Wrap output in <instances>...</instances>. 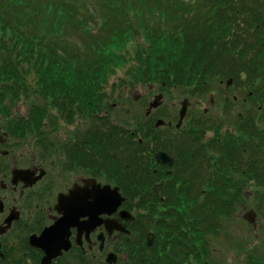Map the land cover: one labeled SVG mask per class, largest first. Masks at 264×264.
Returning a JSON list of instances; mask_svg holds the SVG:
<instances>
[{"label": "trees", "instance_id": "obj_1", "mask_svg": "<svg viewBox=\"0 0 264 264\" xmlns=\"http://www.w3.org/2000/svg\"><path fill=\"white\" fill-rule=\"evenodd\" d=\"M95 1L93 24L87 0H0L1 109L10 111L8 104L34 97L28 116L15 118L13 128L30 133L45 153L58 145L48 132L56 127L53 120L71 123L78 114L90 123L65 150L70 158H85L90 174L102 171L105 183L121 188L126 207L139 209L145 225L136 230L143 232L140 239L134 233L136 242H126L135 248L129 264H213L206 237L218 233L216 227L243 205L248 186L264 191L262 113L250 109L236 122L228 117L217 123L209 115H189L190 124L168 134L156 129L146 113L111 123L102 89L114 66L123 65L131 66L132 84H160L164 92L181 88L192 96L214 92L215 80L244 79L258 104L264 33L256 34V26L264 18V0H190L197 8L186 11L193 14L182 12L179 0ZM67 27H76L86 49L77 53L67 44ZM129 35L145 42L133 38L136 46L128 49ZM231 123L241 133L206 140L209 131L231 128ZM179 143L184 144L177 151ZM160 151L176 153L171 173L155 160ZM259 190L255 198L264 206ZM149 194L163 207L155 202L145 207ZM148 231L155 236L151 249ZM247 262L264 264V258L250 255Z\"/></svg>", "mask_w": 264, "mask_h": 264}, {"label": "flooded vegetation", "instance_id": "obj_2", "mask_svg": "<svg viewBox=\"0 0 264 264\" xmlns=\"http://www.w3.org/2000/svg\"><path fill=\"white\" fill-rule=\"evenodd\" d=\"M225 2L230 4L234 0H226ZM263 24L264 18L259 20V24L256 26L259 31H255L256 34L264 33V29H260ZM250 32L254 34L253 29ZM220 83H225L228 90L234 88L233 79H228L226 82L220 81ZM259 83L260 96L258 104L254 103L252 92L247 88V96L242 100V106L240 107L243 108L242 112H239L235 119L243 118L255 106L259 113H262L261 116L264 117V69L262 70ZM237 90L240 91V88L237 87ZM214 101L212 100L213 103ZM232 102L229 104L228 97L225 98L223 108L225 107L224 112L227 113V117H233L235 106L237 108L240 100L237 96H234ZM163 107L162 98L159 108L151 110L150 114L146 115L153 118L155 128L168 134H175V130H183L184 123L180 128H177L178 123L172 117L165 121L161 120L160 115L156 116V114L164 110ZM218 108L220 109L221 107ZM160 120L163 121V124L162 126H157ZM214 122L217 123L220 120ZM16 123L17 121H9L8 124L4 125V128L0 126V264H43V260L47 256L46 252L44 249L35 246L34 241L35 244L39 242V239L46 231L52 229L63 219L65 210L63 204L66 197L70 196L76 187L85 188L86 181L94 180L97 184L103 186L108 183L101 179L103 178L102 171L98 170L97 173L90 174L87 160L85 158L80 160L70 158L66 150L62 153L60 152L61 154H58L56 149L54 152L45 153L36 147L30 157L15 155L19 147L8 141L14 136L23 137L22 134L14 130L13 125ZM11 128L13 129L10 130ZM230 129L232 130L225 134L216 133L215 137L217 134L226 136L231 133H238V131L241 133V128L236 127V125H233ZM80 130L85 131L84 128ZM166 138L167 136L165 140H167ZM183 144L175 145V150L178 151L179 148H183ZM161 152L165 151H160L155 155V160L158 164L160 163L157 160V156ZM184 152L182 153L184 154ZM165 153L174 160V167L177 161L176 153ZM182 153L178 152L180 156ZM161 166L166 168L167 173H171L170 170L173 167L168 165ZM111 185L115 187V185ZM157 188L155 189L154 187L153 191H156ZM125 200L117 213L110 218L116 220L129 233L114 231L112 235H109L103 223L89 235L86 229L80 230L72 222L67 225L68 231L64 230L59 234L60 241L63 244L68 242L69 249H62L60 255L53 258L50 264H108L106 259L109 253H114L117 256V264H122L121 261H123V264H129L131 253L135 248L133 246L128 247L126 242L132 244L136 242V239H140L143 232L137 235L136 230H140L145 223L138 217L139 209L137 206L127 205L126 207L127 199L125 198ZM153 202L158 207H163L164 203L161 200H154L152 194H149L146 199L145 207L147 205L152 207ZM122 211L131 214L134 220H123L121 217ZM141 211L143 212V210ZM101 219L105 221L108 217L103 215ZM78 220L80 225H85L88 217L83 216ZM146 224L149 226L151 223L146 219ZM134 233L137 237L132 240L135 237ZM151 236L153 241L152 245L149 246V238ZM102 237L104 238L103 242L101 240ZM154 242V234L148 231L146 243L149 249L152 248ZM102 243H104L103 247Z\"/></svg>", "mask_w": 264, "mask_h": 264}, {"label": "rangeland", "instance_id": "obj_3", "mask_svg": "<svg viewBox=\"0 0 264 264\" xmlns=\"http://www.w3.org/2000/svg\"><path fill=\"white\" fill-rule=\"evenodd\" d=\"M189 1L190 0L178 1L181 5H183L181 9L185 14L194 13L186 11L192 6L194 9L197 8V5H194V2L189 4ZM84 7L88 13L90 22L95 24L97 20L96 16L98 15V5L96 4V1L87 0ZM98 22L100 21L98 20ZM75 28L69 29L67 27L63 37L66 36V34L68 35L67 44L72 48H75V52L78 53L82 51V49H86L88 47V43L87 46H84L82 35L78 33ZM60 29L62 30V28ZM133 38L137 39L139 43L145 42L144 38L140 36L132 37L129 35L127 40L124 41L125 45L127 44L128 49L133 50L136 46ZM83 54L84 53H81L82 56ZM130 68L131 66H114V70L110 75L109 84H105L102 89V92L107 93V98L104 101V104H108L105 116H108L113 124L128 122L135 114L138 115L144 114L146 111L148 112L150 110L149 105L154 102L156 97L160 94L163 95L164 110L161 111L162 113L160 112L156 114V116L160 115L159 117L161 120L165 121H167L169 117H172L178 123L179 112L182 109V104L185 100H188V112L184 119L183 127L190 124L188 123L189 115L195 118L202 115H209L213 122L228 118L227 113L224 112L225 107L223 108L225 98L228 97L230 104L233 103V97L237 96L240 102H238L237 108L235 106V114L233 117L229 116L230 122L231 120L236 122V115H238L239 112H242L243 109L240 107L242 106V100L247 96L246 90L247 88L250 90V85L249 87L245 86L247 81L244 79L239 82H236V80L233 79L234 88L231 90H228L225 83L221 84L215 80L213 83L214 85H212L214 92L210 91L208 95L204 97L195 95L192 96L186 93V91L184 93V90L181 88L169 89L167 92H164L160 90V84H132V81L128 76ZM237 87L240 88V91L237 90ZM33 100L34 97H22V99L15 101L14 104H8V109H10L11 112L1 109L3 106L0 105V126L4 128L5 124H8L11 120L15 121V118H26L29 113V108L34 104ZM212 100H215L214 103ZM160 103H162V99ZM218 107L221 108L219 109ZM253 109L256 110L257 107L255 106ZM54 113L56 114V112ZM176 116H178L177 119ZM7 117L9 118V121ZM57 123L53 120L51 126L54 125L56 127L55 129H51V127L48 129V132L51 139L53 138L58 142V145L56 146V152L58 154L64 152L67 144L71 140H74L76 133L81 132L84 134L88 131L87 129L90 125L87 120L81 119L78 114L71 123L65 121L64 119H60ZM226 124L228 125L229 122L226 121ZM82 128H84L85 131H81L80 129ZM12 129L13 128L10 130ZM14 130L17 132V129L14 128ZM231 130L232 129L228 127H218L217 130L209 131L205 135V138L206 140H213L216 133L225 134ZM8 142L18 145L19 150L15 153L17 156L21 155L30 157L34 150H36L35 148L38 147L35 139L30 136V133L27 136L23 135V137L14 136L10 138ZM246 190L244 198L245 201L244 203L242 202L243 205H239L235 214L231 218L226 219L222 223L223 225H220L221 227L219 225L216 227L220 229L218 230V233L210 235V237H206L208 241L210 240L212 254L211 259L213 260V264H248L249 262L247 261L249 260L250 255L259 257L262 256V258H264V206L262 205V201H259L258 198L256 200L255 198V193L259 189L248 186ZM258 196H264V191L262 189L258 191ZM249 214L252 217V220L250 221L249 218H247ZM121 263L123 264V261H121Z\"/></svg>", "mask_w": 264, "mask_h": 264}, {"label": "water", "instance_id": "obj_4", "mask_svg": "<svg viewBox=\"0 0 264 264\" xmlns=\"http://www.w3.org/2000/svg\"><path fill=\"white\" fill-rule=\"evenodd\" d=\"M162 98V94L156 97L155 101L150 104V110L147 112V115L150 114L151 110L159 108ZM187 112L188 100H185L182 104V109L179 112V122L177 124V128L182 126L184 119L187 116ZM162 124L163 121L160 120L158 121L157 126H162ZM157 160L161 165H168L170 167H173L174 165V160L165 152L159 153ZM125 201L126 200L122 196L120 188L116 186L113 187L110 184L103 186L101 184H97L94 180H89L86 181L85 188L76 187L74 192L70 196L66 197L64 204L62 203L65 208L63 219L52 229L46 231V233H44V235L39 239V242L35 244L34 241L35 246L44 249L46 252L47 256L44 258L43 264H50L53 258L60 255L62 249H69L68 242L63 244L60 241L59 234L64 230L68 231L67 225L72 222L74 223V226H78L80 230L83 228L86 229L89 235L103 223L109 235H112L114 231L129 233V231L124 230L116 220L110 218L117 213ZM103 215H106L108 219L103 221L101 219V216ZM83 216L88 217V221L85 225H80L78 219ZM121 217L125 221L134 220V217L126 211L121 212ZM247 218H249V221L252 220L250 214ZM101 240L103 242L104 238L102 237ZM152 241L153 237L151 236L149 238V246L152 245ZM103 245L104 243H102V247ZM117 261V256L114 253L108 254L106 259L108 264H117Z\"/></svg>", "mask_w": 264, "mask_h": 264}]
</instances>
